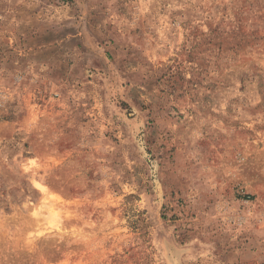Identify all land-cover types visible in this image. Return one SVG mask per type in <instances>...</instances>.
<instances>
[{
  "label": "rangeland",
  "instance_id": "374dc122",
  "mask_svg": "<svg viewBox=\"0 0 264 264\" xmlns=\"http://www.w3.org/2000/svg\"><path fill=\"white\" fill-rule=\"evenodd\" d=\"M0 264H264V0H0Z\"/></svg>",
  "mask_w": 264,
  "mask_h": 264
}]
</instances>
